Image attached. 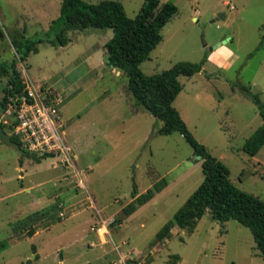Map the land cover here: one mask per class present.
I'll return each mask as SVG.
<instances>
[{"label": "rangeland", "instance_id": "obj_1", "mask_svg": "<svg viewBox=\"0 0 264 264\" xmlns=\"http://www.w3.org/2000/svg\"><path fill=\"white\" fill-rule=\"evenodd\" d=\"M118 1L131 18L145 2ZM166 1L178 11L140 68L150 75L207 56L200 72L178 77L173 106L228 167L232 183L264 200V145L254 156L243 150L264 120L240 89L250 87L264 103V0H160ZM60 3L0 0V64L16 56L12 34L41 36L60 15ZM112 34L111 28L70 30L65 46L41 42L16 65L22 79L24 69L61 94L75 170L58 157L36 162L0 140V264H264L249 228L233 219L219 223L209 212L194 228L174 226L169 238L154 241L202 182L201 163L179 132H157L162 122L134 103L127 76L107 63L104 44ZM225 38L221 46L234 56L222 68L216 63L222 56L209 47ZM6 82L0 75V101ZM161 177L166 186L125 216L134 185L142 193ZM35 211L41 212L36 221L29 216ZM108 221L105 234L96 232Z\"/></svg>", "mask_w": 264, "mask_h": 264}, {"label": "trees", "instance_id": "obj_2", "mask_svg": "<svg viewBox=\"0 0 264 264\" xmlns=\"http://www.w3.org/2000/svg\"><path fill=\"white\" fill-rule=\"evenodd\" d=\"M177 11V6L170 1L161 3L160 0H145L136 16L131 18L118 0H101L96 3L61 0L60 15L41 36L27 38L20 32L12 34L11 45L16 56L10 62L0 64V75L7 78L0 108L2 112L5 110L9 95L24 91L25 85L16 65L26 61L31 53H37L39 43L65 46L70 40L67 36L70 30L111 28L113 34L104 44L107 63L127 76L126 89L134 103L162 122L157 132L164 135L179 132L192 147L194 155L200 156L198 161L203 173L202 182L172 218L158 230L154 241L163 242L169 238L174 226L189 230L194 228L198 220L209 212L212 220L219 223L233 219L249 228L258 252L264 259V200L232 183L228 167L193 136L179 111L173 106L182 88L178 77L192 76L200 72L207 56L199 62L179 61L168 69L150 75L143 73L140 68L141 63L149 58L151 51L162 40L163 26ZM240 89L257 105L258 113L264 120V103L258 94L252 92L248 86H241ZM0 127L9 133L12 125L0 122ZM10 136L12 140L19 142L16 136ZM263 145L264 124L246 139L243 150L254 156ZM21 154L36 162L52 156H38L25 150ZM165 186V177L156 180L142 193H138L134 185L131 192L133 199L123 208L124 215L134 213ZM40 214V211H35L29 216L36 221ZM34 233L33 228L28 230L29 236Z\"/></svg>", "mask_w": 264, "mask_h": 264}, {"label": "built area", "instance_id": "obj_3", "mask_svg": "<svg viewBox=\"0 0 264 264\" xmlns=\"http://www.w3.org/2000/svg\"><path fill=\"white\" fill-rule=\"evenodd\" d=\"M22 77L24 91L9 95L2 113L1 121L12 125L8 134L18 138L22 150L38 156L49 154L58 157L64 165L75 170V155L64 141V123L60 113L63 100L61 94L34 81L24 69ZM79 181L82 185V181ZM110 223L108 221L97 227L96 232L105 234Z\"/></svg>", "mask_w": 264, "mask_h": 264}, {"label": "water", "instance_id": "obj_4", "mask_svg": "<svg viewBox=\"0 0 264 264\" xmlns=\"http://www.w3.org/2000/svg\"><path fill=\"white\" fill-rule=\"evenodd\" d=\"M219 18H224V13H219L218 14ZM229 40V38H225L219 42H217L216 44H214L213 46L209 47L210 50H215L218 47H220L222 44L227 43ZM0 140H2L3 142H5L7 145H9L11 148L15 149L17 152L22 153V149L20 148L19 144L11 139V136L0 127ZM197 158L199 159L200 156H197Z\"/></svg>", "mask_w": 264, "mask_h": 264}, {"label": "crops", "instance_id": "obj_5", "mask_svg": "<svg viewBox=\"0 0 264 264\" xmlns=\"http://www.w3.org/2000/svg\"><path fill=\"white\" fill-rule=\"evenodd\" d=\"M229 1L225 0L222 2V5H229ZM232 6V5H231ZM233 8V7H232ZM213 55L218 54L219 56H222L221 62H216L220 67L226 68L230 65V61L233 58V51H231L230 48L226 47L225 45L218 47L215 51L212 52ZM212 55V56H213ZM210 57V56H209ZM208 57V58H209ZM21 170V167L19 168ZM22 177V176H21Z\"/></svg>", "mask_w": 264, "mask_h": 264}]
</instances>
